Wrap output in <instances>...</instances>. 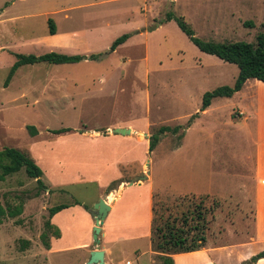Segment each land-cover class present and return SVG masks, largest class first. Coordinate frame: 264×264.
Segmentation results:
<instances>
[{
    "label": "rangeland",
    "instance_id": "rangeland-1",
    "mask_svg": "<svg viewBox=\"0 0 264 264\" xmlns=\"http://www.w3.org/2000/svg\"><path fill=\"white\" fill-rule=\"evenodd\" d=\"M58 8L67 17L63 12L44 13ZM168 15L172 18L167 19ZM177 17H183L201 40L255 44L256 35L264 33V0H0V150L14 147L27 152L42 170L48 166L49 175L41 179L53 187L52 144L47 143L54 140L53 129L70 126L94 134L92 129L106 132L117 121L141 122L144 129L138 134L149 138L160 126L179 125L175 133L161 135L149 154L157 190L155 223H180L182 214L192 213L201 203L207 211L205 235L215 230L217 213V223L223 224V216L235 213L237 227L243 226L237 218L250 213L237 210H245L240 186L254 182L235 171L243 168L245 150L264 163V142L257 143L262 135L256 122L249 120L244 126L233 120L242 107V102L233 105L234 99L215 98L201 115L203 94L233 85L238 68L199 50L178 27ZM49 18L60 34L75 35L82 46L90 43L87 53L52 47ZM124 33L129 38L112 50L113 40ZM52 51L102 55L79 66L24 64L12 83L10 79L4 86L17 54L38 56ZM66 69L79 77H89L84 73L102 76L89 84L66 80L61 95L54 91L58 82L52 78L69 76ZM105 81L106 86L99 89ZM255 83L264 98V83ZM192 115L200 117L195 116L188 128ZM258 116L264 128V104ZM28 125L37 129L36 135L28 132ZM35 180L23 168L0 179V203L23 205L20 215L5 217L0 224V264H81L83 254L78 260L79 253L74 251L45 252L40 234L46 231L49 207L78 199L90 204L95 185H70L61 194L39 187ZM23 239L29 243L21 250ZM126 258L133 256L126 254ZM248 262L246 258L239 264Z\"/></svg>",
    "mask_w": 264,
    "mask_h": 264
},
{
    "label": "crops",
    "instance_id": "crops-1",
    "mask_svg": "<svg viewBox=\"0 0 264 264\" xmlns=\"http://www.w3.org/2000/svg\"><path fill=\"white\" fill-rule=\"evenodd\" d=\"M62 9L48 10L44 13L63 12L65 18L67 14ZM101 31L102 29H100V33ZM75 38V35L71 33L60 34L56 28V32L51 37L52 47L61 51L86 52L90 43L82 46L81 43H77ZM86 53L85 55H87ZM91 61L97 60L84 59L79 62L55 65L79 66ZM66 70H69V76L58 74L52 78V82L53 80L58 82L54 91L61 95L65 92L62 85L66 80L73 79L72 81L89 84L92 83L93 78L102 76L97 73L96 76L91 77V73H84L89 77H79L78 74H70L73 69ZM16 73L17 70L13 76ZM257 81L259 80L249 78L232 96L214 97L212 100L215 98L237 100L233 102V105L236 102H242V107L237 109L238 116L233 120L239 121L244 126L248 125L247 121L249 120L256 122V128L262 135L257 143L261 145L264 142V128L258 124V115L262 104H264V98L258 91L255 83ZM104 85L106 86V81L100 85L99 89H102V86L104 88ZM210 105L200 111L201 115L207 113ZM199 117L200 115L195 119H199ZM115 127L130 128L131 132L122 135L107 131ZM70 128L71 131L55 134L54 140L47 141L48 145L52 144L49 150L55 185L50 187L49 184L43 183L46 190L51 189L54 191L53 193L65 194L68 192L66 187L82 183L94 184L95 192L90 204H87L83 199L67 202L68 207L56 212L50 218V222L59 229L60 237L52 236L50 248L45 249V252L51 254L74 251L79 253L78 260L82 258L83 254L81 264H85L90 251L95 249L92 238L94 220L89 209L99 198H104L110 206L99 233V245L104 251L105 264H133L134 262L136 264H161L158 256L162 253L155 251L151 241L153 200L157 190L150 167L149 138H142L138 134L144 129L141 122L135 125L130 121H117L107 126L106 132L105 130L92 129L94 134L75 127ZM247 145H250V142H247ZM62 146L64 147L62 148ZM245 155L242 170H236L235 173L244 175L243 179L249 182L253 181L254 185L240 186L241 196L245 199V210L241 208H237V210L246 212V214L250 213L237 218L241 220L240 224L243 226L237 227L235 213L223 216V224L217 223L220 218L217 213L213 217L216 228L207 232L204 245L197 250L171 254L174 264H239L241 260L264 251V163L260 158L250 157L246 150ZM147 160L148 164L146 165ZM36 161L38 162V160ZM42 168V176L49 175L50 168L48 166ZM143 173L147 174V178L138 182L141 177L139 175ZM125 175L127 178H123ZM113 180L120 181L114 189L107 190ZM129 181L132 183H128ZM75 201L80 204H76ZM126 254L132 255L133 258L131 260L126 258ZM254 264H264V257L259 258Z\"/></svg>",
    "mask_w": 264,
    "mask_h": 264
},
{
    "label": "trees",
    "instance_id": "trees-1",
    "mask_svg": "<svg viewBox=\"0 0 264 264\" xmlns=\"http://www.w3.org/2000/svg\"><path fill=\"white\" fill-rule=\"evenodd\" d=\"M166 18L171 19L172 15H168ZM175 20L178 27L188 36L190 41L199 50L207 54L214 55L224 62L235 64L238 68L237 77L233 85L220 86L203 94L200 111L207 108L214 97L232 96L233 93L241 89L244 82L249 78H254L264 83V33L261 32L256 35L255 44L246 41H204L194 35L193 30L183 17H177ZM48 31L50 34H54L56 32L55 23L50 18L48 19ZM128 37L129 34L124 33L115 38L111 44V49L114 50L118 45L125 42ZM101 55L102 54L100 53H91L89 55H68L53 51L38 56L34 54H17L16 61L9 68L4 81V86L8 84L17 68L24 64H33L37 62H47L53 64L74 63L84 59L98 60ZM195 116L197 115L191 116L188 120L187 126L190 125V122ZM26 128L31 135H36L37 129L33 125H28ZM178 128L179 125L174 127H170L168 125L160 126L157 132L149 137V152L154 149L157 142L160 140L161 135H164L166 132L175 133ZM69 131H71L70 127H61L51 130L53 134H61ZM21 168L24 169L28 177L36 179L35 181L39 187L46 189V186L41 179L42 170L36 164L33 157H31L27 152L14 147H5L0 150V179H3L6 175L19 171ZM119 181L120 180H113L108 185L107 190L114 189ZM75 203L80 204L78 201H75ZM68 206L69 205L66 203H60L48 208V218L44 222L46 231L40 234L41 242L47 249L50 248L48 233H50V236L56 238L60 237L59 229L50 222V218L56 212ZM22 211V204L15 207H4L0 203V224L5 217H16L20 215ZM193 212V214H182L180 223H176L175 220H166L161 224H156L153 209L151 241L155 251L162 253V255L158 256L161 264H174L171 254L197 250L204 245L206 241L205 231L208 228L206 220L207 211L201 203H198ZM193 220L195 223L190 224ZM20 222L21 221L17 219V223ZM192 231H197V233L195 235H191ZM28 243L29 241L27 239H23L21 250L26 248ZM261 257H264V251L258 252L256 255L250 257L247 264H254L257 259Z\"/></svg>",
    "mask_w": 264,
    "mask_h": 264
},
{
    "label": "water",
    "instance_id": "water-1",
    "mask_svg": "<svg viewBox=\"0 0 264 264\" xmlns=\"http://www.w3.org/2000/svg\"><path fill=\"white\" fill-rule=\"evenodd\" d=\"M107 131L125 135V134H129L131 132V129L125 127H115L113 129H108ZM147 164H148V160L146 165ZM146 178H147V174L143 173L138 182ZM128 183H132V181H129ZM109 208L110 206L105 201V199L99 198L98 201L93 204L92 208L89 209V212L94 220V226L92 228V238L95 249L90 251L88 261L85 264H105L103 259L104 251L100 248L99 245L100 242L99 233L101 231V224L103 223Z\"/></svg>",
    "mask_w": 264,
    "mask_h": 264
}]
</instances>
